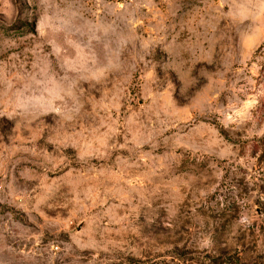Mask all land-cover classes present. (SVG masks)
I'll return each instance as SVG.
<instances>
[{"label":"rangeland","instance_id":"rangeland-1","mask_svg":"<svg viewBox=\"0 0 264 264\" xmlns=\"http://www.w3.org/2000/svg\"><path fill=\"white\" fill-rule=\"evenodd\" d=\"M0 264H264V0H0Z\"/></svg>","mask_w":264,"mask_h":264}]
</instances>
